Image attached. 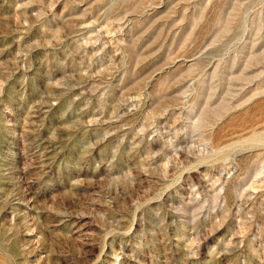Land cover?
Segmentation results:
<instances>
[{
	"label": "rangeland",
	"instance_id": "rangeland-1",
	"mask_svg": "<svg viewBox=\"0 0 264 264\" xmlns=\"http://www.w3.org/2000/svg\"><path fill=\"white\" fill-rule=\"evenodd\" d=\"M0 264H264V0H0Z\"/></svg>",
	"mask_w": 264,
	"mask_h": 264
}]
</instances>
